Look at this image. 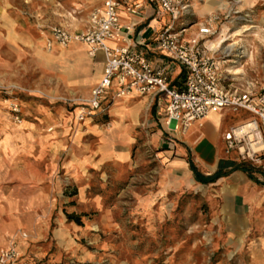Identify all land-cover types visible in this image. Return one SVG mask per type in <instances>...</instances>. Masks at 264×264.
I'll return each mask as SVG.
<instances>
[{"label": "rangeland", "instance_id": "374dc122", "mask_svg": "<svg viewBox=\"0 0 264 264\" xmlns=\"http://www.w3.org/2000/svg\"><path fill=\"white\" fill-rule=\"evenodd\" d=\"M205 2L187 0L189 7L178 20L183 25L177 29H196L216 17L207 45L220 62L225 81L233 87L264 84V0H209L212 9L194 22L190 19L194 5ZM49 3L13 0L10 7L17 32L28 39L17 52L0 43V64L15 67L19 57L21 76L0 83V108L12 124L6 100L16 99L31 111L41 107L71 110L87 98L70 96L62 89L50 97L32 87V70L37 65L28 43L36 45L40 30L48 25ZM39 73L54 79L47 70L41 68ZM19 78L25 81L23 88L15 84ZM221 114H213L221 117L219 122L206 119L204 130L223 133L248 116ZM161 130L158 125L138 136L130 165L108 166L103 182L99 173H93L92 187H102L101 209L76 214L81 216V226L59 224L62 217L67 222L66 214L60 212L40 214L39 220L46 225L17 228L10 241L24 243L26 255L34 256L38 264H251L250 246L264 234V198L258 194L264 184L258 180L259 171L253 167L260 185L249 181L241 192H232L241 172L211 185L198 184L189 167L172 165L176 150L187 149L184 138H176L177 147L168 148L161 143L168 134ZM198 170L207 172L202 167ZM21 234H26L25 240Z\"/></svg>", "mask_w": 264, "mask_h": 264}, {"label": "crops", "instance_id": "0c3cea01", "mask_svg": "<svg viewBox=\"0 0 264 264\" xmlns=\"http://www.w3.org/2000/svg\"><path fill=\"white\" fill-rule=\"evenodd\" d=\"M142 1L120 0V23L124 27L133 26L125 32V36L131 50L145 55L154 68H167L169 85L178 89L183 84L185 70L160 51L156 40L157 34L169 24V16L157 14L154 6L146 2L139 10V15H130L123 9L125 4ZM12 3L13 0H0V43L17 52L27 44L28 39L17 32L18 22L10 8ZM49 4L48 25L40 30L41 37L36 45L28 43L37 65L32 70V87L36 91L47 92L50 97L60 89L70 96L88 97L91 89L101 80L104 55L101 52L89 55V47L81 43L47 49L45 39L50 35V30L58 26L71 33L84 31L89 13L100 6V2L51 0ZM213 5L209 0L205 4L194 5L195 15H191L190 19L199 21ZM182 25L177 22V26ZM194 29L192 26L189 32L192 33ZM18 58L16 68L0 64V83H8L13 77L21 76L17 67ZM40 63L43 70L54 75V79L39 73ZM15 84L23 88L25 81L19 78ZM115 88L109 89L104 97L102 104L108 106L107 111L83 122L77 120V107L71 110L41 107V110L29 111L21 105L23 121L16 125L9 122L7 114L0 108V248L12 242L11 236L17 228H31L35 223L37 226L42 223L46 225L45 220H39L40 214L100 211L103 192L102 187H92L93 173H99V181L103 182L104 171L108 166L130 165L131 149L139 135L158 125L162 128L161 133L166 132L162 122L167 101L164 95H131L111 101ZM220 116L219 119L216 115L206 119L213 118L219 122ZM205 120L201 128L185 137H177L178 140L184 138L182 142L187 149L176 150L177 156L172 164L174 167H189L188 150L195 166L207 171L204 175L214 173L219 160H234L224 155L221 130H204ZM197 133L199 137L195 136ZM161 143L165 144L164 141ZM235 179L236 185L232 192H241L251 181L243 173ZM258 182L253 183L258 185ZM67 191L73 192V195H65ZM250 191L256 192L253 188ZM259 191L258 194L264 198V187ZM59 224L70 226L64 217ZM25 246L20 243L19 247L26 258L31 264H38L34 256L26 255ZM250 253L251 264H264V234L250 246Z\"/></svg>", "mask_w": 264, "mask_h": 264}, {"label": "built area", "instance_id": "2783aa9c", "mask_svg": "<svg viewBox=\"0 0 264 264\" xmlns=\"http://www.w3.org/2000/svg\"><path fill=\"white\" fill-rule=\"evenodd\" d=\"M100 6L88 16L87 27L82 32L71 33L58 26L50 30L45 46L66 48L72 43L89 47L88 54L101 52L105 58L101 80L79 105L77 120L83 122L104 114L108 106L103 100L109 89L116 86L110 100L131 95H164L163 126L168 134L164 142L168 148L175 146L177 137H185L199 129L211 114L244 112L248 116L229 127L222 134L225 157L249 163L260 173L264 183V84H247L233 87L221 71L220 62L207 45L213 35L210 17L190 28L177 29V22L189 7L187 0H144L156 9L157 14L170 18L169 24L156 37L158 47L173 63L185 70L180 88L169 85L167 68H154L145 55L131 50L125 36L132 25L123 26L119 20L120 0H99ZM144 2L125 4L123 9L130 15H139ZM7 110L15 124L22 123V108L16 99L6 100ZM26 239V234H21ZM0 264H31L21 251L17 240L0 248Z\"/></svg>", "mask_w": 264, "mask_h": 264}, {"label": "trees", "instance_id": "16d2710c", "mask_svg": "<svg viewBox=\"0 0 264 264\" xmlns=\"http://www.w3.org/2000/svg\"><path fill=\"white\" fill-rule=\"evenodd\" d=\"M188 164H189V170L192 173L194 181L201 185L214 184L218 180L228 177L233 172H241L245 174L249 180L253 182H257V179L255 177L254 168L249 163L238 162V161L229 160V159H221L218 162L216 171L210 175L202 174L198 170V168L195 166L193 161L190 159V157L188 158ZM65 195L72 196L73 192L69 193L67 191L65 192ZM66 219L69 223H74L78 226H81L83 224L81 220V216L73 214V213L66 214Z\"/></svg>", "mask_w": 264, "mask_h": 264}, {"label": "bare ground", "instance_id": "6f19581e", "mask_svg": "<svg viewBox=\"0 0 264 264\" xmlns=\"http://www.w3.org/2000/svg\"><path fill=\"white\" fill-rule=\"evenodd\" d=\"M211 115H213V114H211ZM211 115H209L208 117H210ZM208 117H207V118H208Z\"/></svg>", "mask_w": 264, "mask_h": 264}]
</instances>
